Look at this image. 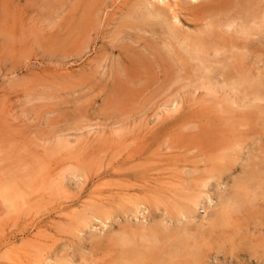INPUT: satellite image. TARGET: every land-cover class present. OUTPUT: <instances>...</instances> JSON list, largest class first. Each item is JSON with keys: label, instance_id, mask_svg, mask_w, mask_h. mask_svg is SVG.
Returning a JSON list of instances; mask_svg holds the SVG:
<instances>
[{"label": "rangeland", "instance_id": "374dc122", "mask_svg": "<svg viewBox=\"0 0 264 264\" xmlns=\"http://www.w3.org/2000/svg\"><path fill=\"white\" fill-rule=\"evenodd\" d=\"M177 3L173 36L156 0H0V264H118L163 226L193 264H264V193L212 226L264 165V0Z\"/></svg>", "mask_w": 264, "mask_h": 264}, {"label": "bare ground", "instance_id": "6f19581e", "mask_svg": "<svg viewBox=\"0 0 264 264\" xmlns=\"http://www.w3.org/2000/svg\"><path fill=\"white\" fill-rule=\"evenodd\" d=\"M147 1V0H146ZM155 1V0H154ZM157 2H160V3H164L165 5H168V3L170 4V5H168L173 11H174V9H176L175 8V6L178 4L177 2H179V0H173V2H171L170 0H156ZM192 1V0H191ZM193 1H195L196 2V0H193ZM198 1V0H197ZM152 4V3H151ZM148 5V4H147ZM147 5L145 6V7H147ZM160 5V4H159ZM179 5V4H178ZM149 6V5H148ZM162 6V5H161ZM212 6H214V5H212ZM159 7V6H158ZM141 8V7H140ZM151 8V7H150ZM169 8V9H170ZM137 9H138V7H137ZM142 9V8H141ZM147 9V8H146ZM178 9V8H177ZM181 9V8H180ZM165 10V9H164ZM142 11V10H141ZM150 11V10H149ZM176 11V10H175ZM174 11V13H173V16H172V19H170V20H172V21H174L173 22V24H172V26H170V25H167V27H166V29L169 31V32H166V33H171V35H173V32L175 31V29H174V23H177L178 24V22H179V18H178V14L176 13ZM143 13V12H142ZM149 13V12H148ZM151 13V12H150ZM150 13H149V15H150ZM166 13V12H165ZM169 13V12H168ZM132 15V14H131ZM149 15H148V17H149ZM152 15H154L153 14V10H152ZM151 16V15H150ZM156 16V15H155ZM167 16V15H166ZM180 16V15H179ZM161 17H162V15H161ZM169 18V17H168ZM139 19H143V20H146L147 19V16H143V17H141V18H139ZM165 19V18H164ZM164 19L162 20V21H164ZM167 19V18H166ZM210 19V18H209ZM142 21V20H141ZM147 21V20H146ZM155 21H156V18H155ZM158 21V20H157ZM168 21V20H167ZM198 21V20H197ZM143 22V21H142ZM166 22V21H165ZM164 22V23H165ZM239 22V21H238ZM253 22H255V21H253ZM230 23V22H229ZM243 23V22H242ZM257 23V22H256ZM163 24V23H162ZM169 24V23H168ZM176 24V25H177ZM231 24V23H230ZM250 24V23H249ZM255 24V23H254ZM258 26L260 27H262V25H260V23L258 22ZM160 25V24H159ZM238 25V24H237ZM248 25V24H247ZM246 25V26H247ZM227 26H228V23H227ZM251 26H253V24H251ZM258 26H256V29H258L257 27ZM165 27H163L164 28V30H165ZM260 27V28H261ZM234 29H235V26L233 27ZM248 28H249V25H248ZM247 28V29H248ZM252 28H254L255 29V26H253ZM148 29V28H147ZM161 28H159L158 30H160ZM241 29V28H240ZM245 29V28H244ZM246 29V30H247ZM250 29V28H249ZM248 29V30H249ZM262 29V28H261ZM139 30V29H138ZM151 30V29H150ZM154 30V29H153ZM163 30V29H162ZM163 30V31H164ZM230 30V29H229ZM247 30V31H248ZM237 31V30H236ZM240 31V30H239ZM239 31H237V32H239ZM243 31V29L240 31V33ZM250 31V30H249ZM248 31V32H249ZM258 31V30H257ZM261 31V30H260ZM263 31V30H262ZM204 32V31H203ZM208 32V31H207ZM210 32V31H209ZM243 32H246V31H243ZM155 33V32H154ZM153 33V34H154ZM202 33V32H201ZM156 34V33H155ZM168 34V35H169ZM188 34V33H187ZM186 34V35H187ZM203 34H205V33H203ZM191 35V34H190ZM208 35V34H207ZM245 35V34H244ZM255 35H257V34H255ZM254 35V36H255ZM173 36H175V35H173ZM192 36V35H191ZM199 36V35H198ZM208 36H210V35H208ZM211 36H212V34H211ZM197 37V36H196ZM179 38V37H178ZM185 38H187V36L185 37ZM200 38V37H199ZM202 38H203V35H202ZM208 38V37H207ZM212 38V37H211ZM188 39V38H187ZM194 39H197V38H194ZM194 39H192V40H194ZM198 40V39H197ZM162 41V44H165L166 45V43L164 42V40H161ZM181 41V40H180ZM195 41V40H194ZM207 41V40H206ZM206 41H204V43L206 42ZM190 42V41H189ZM201 42V41H200ZM183 43V42H182ZM184 43H187V42H184ZM197 43V42H196ZM203 43V44H204ZM225 43V42H224ZM191 44V43H190ZM195 44V43H194ZM196 45V44H195ZM202 45V44H201ZM200 45V46H201ZM182 46V45H181ZM185 45L183 44V46L182 47H184ZM192 46H194V45H192ZM203 46V45H202ZM201 46V47H202ZM245 46V45H244ZM189 46H187V48H188ZM169 48V47H168ZM195 48V50L197 49L196 48V46L194 47ZM199 48V47H198ZM240 48V47H239ZM184 49H186V47L184 48ZM184 49H182L183 51H184ZM192 50V49H191ZM190 50V52H192ZM201 50H202V48H201ZM200 50V51H201ZM235 50H237V49H235ZM241 50V49H240ZM199 52L200 53V51H199V49L198 50H196V52ZM217 51H218V49H217ZM242 51V50H241ZM185 52V51H184ZM195 52V53H196ZM202 52V51H201ZM206 52V51H205ZM204 52V53H205ZM221 52V51H220ZM230 52H231V50H230ZM237 52V51H236ZM239 52V51H238ZM244 52V51H243ZM166 53H168V51H166ZM185 53H187V52H185ZM219 53V52H218ZM248 53V52H247ZM170 54V53H169ZM190 54H193V53H190ZM203 54V53H202ZM223 54V53H222ZM150 55V54H149ZM187 55H189V54H187ZM197 55V54H196ZM218 55V54H217ZM233 55V54H232ZM248 55V54H247ZM194 56H195V54H194ZM198 56V55H197ZM216 56V55H215ZM189 57H192L193 58V56H191V55H189ZM203 57V55H201V58ZM205 57V56H204ZM203 57V59H206V58H204ZM207 57V56H206ZM222 57V56H221ZM196 58H198V59H196V60H199V61H201L200 60V58L199 57H196ZM191 59V58H190ZM237 59V58H236ZM193 60V59H192ZM195 60V61H196ZM209 60V59H208ZM207 59L206 60H204L205 62L206 61H208ZM233 60V59H232ZM203 61V60H202ZM201 61V62H202ZM203 61V62H204ZM194 62V61H193ZM204 62V64H207V63H211V62H207V63H205ZM214 64V63H213ZM213 64L211 65V66H213ZM201 66V65H200ZM206 66V65H205ZM210 66V67H211ZM197 67V66H196ZM207 68H208V66H206ZM209 67V68H210ZM199 68V67H198ZM216 68V67H215ZM200 70L202 69V68H199ZM211 70V69H210ZM213 70V69H212ZM202 72V71H201ZM215 72V70L213 71V74H215L214 73ZM206 73V72H205ZM203 74V73H202ZM221 74V73H220ZM206 75V79H208L207 81H205L206 83L205 84H209V86L208 85H206L207 86V89L208 90H213L212 92H214L216 89H215V87H214V84H216V82L218 81L217 79H214V76L211 78V75H207V74H205ZM218 75V74H217ZM256 75V74H255ZM258 75V74H257ZM204 76V75H203ZM202 76V77H203ZM210 76V77H209ZM219 76V75H218ZM248 76V75H247ZM261 78V77H260ZM206 79H203V80H206ZM217 80V81H216ZM246 80V79H245ZM260 81V80H259ZM192 82H194V81H192ZM208 82V83H207ZM203 84V83H202ZM226 84V83H225ZM260 84H261V82H260ZM260 84H258V83H250L249 82V85H250V88H251V91H252V95H253V100L255 101V100H259V99H261V94L259 93V90H260ZM244 85V84H243ZM235 86V85H234ZM205 88L203 85H201V88ZM231 87V86H230ZM232 87H233V85H232ZM264 87V86H263ZM227 88V87H226ZM249 88V89H250ZM231 89V88H230ZM248 89V90H249ZM264 90V89H263ZM250 91V92H251ZM193 92V91H192ZM262 92V91H261ZM247 94H248V92H247ZM250 94V93H249ZM242 100V99H241ZM245 100V99H244ZM262 100V99H261ZM247 101V100H246ZM241 102V101H240ZM257 102V101H256ZM233 103V102H232ZM179 105V104H178ZM176 107V106H175ZM243 107V106H242ZM174 110V109H173ZM257 141V140H256ZM245 148H247V147H245ZM260 149V148H259ZM245 150V149H244ZM249 149H247V151H248ZM254 151V150H253ZM261 151H262V147H261ZM264 151V150H263ZM249 152V151H248ZM250 153V152H249ZM247 155V154H246ZM249 155V154H248ZM247 155V156H248ZM261 155V154H260ZM224 156H227L228 157V155H224ZM233 156H235L234 154H233ZM233 156H231L232 158H231V160H234V158L235 157H233ZM253 156V155H252ZM226 157V158H227ZM249 158V157H248ZM250 158H251V156H250ZM254 158V157H253ZM256 158V157H255ZM224 159V158H223ZM228 159V158H227ZM227 159H224V160H227ZM236 159V158H235ZM252 159V158H251ZM258 159V158H257ZM262 159H264V158H262ZM229 160V159H228ZM227 160V161H228ZM253 160V159H252ZM255 161V160H254ZM261 161H263V160H261ZM250 162V161H249ZM256 162V161H255ZM225 163H227V162H225ZM231 163H233V162H230V164ZM262 163V162H261ZM261 163H260V167L259 166H256V167H258V168H255V169H253L251 172H249L248 174H247V178H245V180L243 181V182H241V185H240V187L242 188H240L241 190H242V192H244V196L243 195H240V194H238V195H235L231 200H229V199H227V200H225V201H223L221 204V206H220V210H222V214H221V216H220V219L221 220H218L219 219V217H218V215H217V221H213L212 222V226H217V225H219V226H223V227H226L227 226V222H229L228 220H227V218H228V215H231L232 213H233V211H234V209L232 210V207H233V205H237L238 204V206L239 207H241V206H245L246 208L248 207L247 205H249V207H250V203H253V202H255V200L257 201L258 200V198H260V196H262V194L264 193V187H263V185H264V171H262V170H264V165L263 166H261ZM229 164V163H228ZM215 165H217V164H215ZM214 165V166H215ZM246 165H248V164H246ZM256 165V164H255ZM254 165V166H255ZM250 166V165H249ZM246 167V166H245ZM252 167L253 166H251L250 168L252 169ZM262 167H263V169H262ZM262 169V170H261ZM187 171V170H186ZM192 174V173H191ZM244 175V174H243ZM211 176V179H212V175H209V177ZM215 176V175H214ZM206 179H208V178H206ZM210 179V178H209ZM206 182H204L203 181V183H202V185H201V187H203V186H207V180H205ZM239 186V185H238ZM128 188V187H127ZM240 189H239V191H240ZM241 192V191H240ZM202 192H200V194L199 195H197L196 197H198V198H200L201 197V195L203 194H201ZM125 194V193H124ZM242 194V193H241ZM264 195V194H263ZM196 197H194L195 199H193L192 198V200H190V202L191 203H193V205L196 207V205H198L199 204V200L198 199H196ZM206 197H207V195H206ZM202 198V197H201ZM200 198V199H201ZM221 200H223V199H221ZM233 200V201H232ZM261 200H262V198H261ZM212 201V200H211ZM201 204V203H200ZM256 204V203H255ZM264 204V203H263ZM137 205V204H136ZM140 205V204H139ZM142 206V205H141ZM199 206V205H198ZM139 206H136V208H135V215L136 214H139V212L141 211L139 208H138ZM236 207V206H235ZM256 207V206H255ZM251 208V207H250ZM180 209V208H179ZM257 209V208H256ZM217 210H219V208L217 209ZM235 210H239V208L238 209H235ZM252 210V209H251ZM260 210H262V209H260ZM102 211V210H101ZM178 211V210H177ZM214 211V210H213ZM236 211V212H237ZM90 212V211H89ZM92 212V211H91ZM95 212V211H94ZM109 212V211H108ZM108 212H105V213H103V216H98V215H94V214H90V215H93V216H89L88 217V219L89 218H91V217H96V218H100L102 221H104V223H105V220L106 219H111L112 218V215H110ZM111 212V211H110ZM179 214L183 217V216H187V217H191L192 216V213H193V208H192V206L191 205H189L188 207H184V208H182V209H180L179 211ZM235 212V211H234ZM112 213V212H111ZM217 213V212H216ZM114 214V213H113ZM236 214V213H235ZM102 215V214H101ZM166 215V214H165ZM178 215V214H177ZM116 216V215H115ZM173 216V215H172ZM147 217V216H146ZM174 217V216H173ZM170 218H172V217H170ZM94 219V218H93ZM99 219V220H100ZM203 219H205V218H203ZM207 219V218H206ZM95 220V219H94ZM112 220V219H111ZM169 220H171V219H169ZM190 221V220H189ZM201 221V220H200ZM204 221H206V220H204ZM230 221H231V219H230ZM186 222V221H185ZM184 222V223H185ZM183 223V222H182ZM100 224H101V222H100ZM156 224V223H155ZM185 224H187V223H185ZM126 225V224H125ZM232 225V224H231ZM253 225V224H252ZM107 226V225H106ZM147 226V225H146ZM158 226H159V224H158ZM255 226V225H254ZM137 227V226H136ZM156 226H154V228H155ZM188 227H190V226H188ZM218 227V226H217ZM154 228H152V229H154ZM161 228H163V229H160L159 228V230H156L157 232L155 233V234H149V235H144V234H136V233H134V232H126V231H123V232H121L120 234H118L119 236H117L116 237V239L114 240L115 242V245H117V246H119L120 247V259L118 258V260H120L119 262H118V264H193V263H195V262H197V259H198V256H200L198 253H197V251H192V248H195L196 250H198V248H200V246H198L200 243H202V242H200V239H202L201 237H200V235H198V238H197V233L195 234L196 235V237L194 236V234H192L193 236H194V238L192 237V235H191V233L190 234H188V235H191V236H186V234H187V232L185 233L184 232V234H182V235H184V236H181V237H178L177 236V238H175V240H177V243L176 244H178V246L179 247H177V248H174L173 246H172V244H170V243H168L169 241V233L167 232V230H165L164 229V226L163 227H161ZM168 228H169V226H168ZM194 228V227H193ZM211 228V227H210ZM133 229V228H132ZM142 229V228H141ZM151 229V228H150ZM214 229V228H213ZM131 230V229H130ZM137 230V229H136ZM185 230H186V228H185ZM188 230L189 231H192V229L190 230L189 228H188ZM194 230V229H193ZM195 230H197L196 228H195ZM212 230V229H211ZM237 230V229H236ZM134 231V230H133ZM151 231H153V230H151ZM119 232V231H118ZM197 232H198V230H197ZM208 232V231H207ZM216 232V231H215ZM147 233V232H146ZM193 233V232H192ZM230 233V232H229ZM148 234V233H147ZM200 234H203V233H200ZM207 235H208V233H207ZM207 239V238H206ZM205 239V240H206ZM203 240V239H202ZM197 241H199V242H197ZM226 241H228V240H226ZM145 242H149V244H146L145 245ZM190 242V243H189ZM191 243H192V245H191ZM198 244V245H197ZM204 244H206V243H204ZM204 244H202V245H204ZM207 245V244H206ZM225 245H226V243H225ZM210 246V245H209ZM251 246V245H250ZM177 249H179V250H177ZM194 249V250H195ZM205 249V248H204ZM117 251V250H116ZM233 251V250H232ZM263 251V250H262ZM204 253V252H203ZM201 254V253H200ZM176 256L179 258V260L178 261H176ZM192 257V259H189L188 257ZM252 256V255H251ZM260 256V255H259ZM116 259V258H115Z\"/></svg>", "mask_w": 264, "mask_h": 264}]
</instances>
